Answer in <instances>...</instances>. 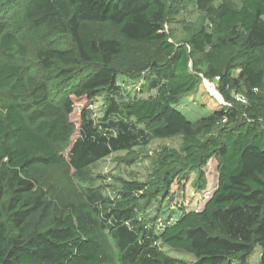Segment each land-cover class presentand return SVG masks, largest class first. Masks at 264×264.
<instances>
[{
  "label": "trees",
  "instance_id": "1",
  "mask_svg": "<svg viewBox=\"0 0 264 264\" xmlns=\"http://www.w3.org/2000/svg\"><path fill=\"white\" fill-rule=\"evenodd\" d=\"M185 1L0 0V53L8 58L0 89L9 99L0 111V264H250L256 248L264 264V0L239 8L191 0L210 27L179 43L167 25ZM86 22L101 34H82ZM60 37L69 43L55 46ZM119 37L159 48L161 56L144 59L149 75L137 74L142 92L155 91L148 97L122 98L119 77L132 76L133 66ZM40 40L50 43L36 53L47 79L17 61ZM202 76L230 104L193 121L180 104ZM53 79L68 90L60 101ZM99 96L102 116L83 111L74 125V98ZM177 136L180 151L164 148L145 181L125 182L114 197L73 181L71 199L39 187L57 167L87 183L88 168L112 153ZM212 159L217 183L204 206L178 203L180 217L157 229L152 206L173 197L174 184L183 194L190 182L206 190ZM161 243L196 260L175 258Z\"/></svg>",
  "mask_w": 264,
  "mask_h": 264
},
{
  "label": "rangeland",
  "instance_id": "2",
  "mask_svg": "<svg viewBox=\"0 0 264 264\" xmlns=\"http://www.w3.org/2000/svg\"><path fill=\"white\" fill-rule=\"evenodd\" d=\"M225 1L234 8H239L244 0H218ZM180 14L175 16L174 20L168 23L167 27L173 34V40L182 42L187 37L197 32L202 26H209L208 21H205L200 17V13L197 11L194 3L191 0H186L180 7ZM82 34L100 35V25L94 22H86L81 27ZM118 37V36H117ZM123 42L126 54L125 60L128 66H133L131 69L132 76H120L119 83L122 87V98L125 101L132 100L136 97H148L152 92H142V85L145 84L143 78L137 77L138 73L143 75H149V70L146 67V57L151 58L161 56L159 48L155 44L148 45L145 49L140 46H132L128 44L124 39L119 37ZM55 46H66L69 42L65 37H60L58 40H54ZM50 43L48 40H40L28 43V53L25 57H19L17 61L22 64L28 73L42 76L46 78L44 72L42 74L41 66L36 59V53L38 50L45 48ZM8 58L0 53V61H5ZM152 59V58H151ZM135 76V77H134ZM47 79V78H46ZM53 87L52 96L55 101H60L67 94L68 90L58 84L55 79L49 81ZM121 99H119L120 101ZM239 101V100H237ZM237 105H242L237 102ZM9 102L6 89H0V111H4V106ZM74 111L70 115L71 121L74 125L79 126L81 114L83 111H88L92 117L98 120L102 116L103 107L105 105V97L99 96L95 100H89L87 98H74ZM239 103V104H238ZM242 103V101H241ZM230 102L226 100L219 90L218 85L214 82H210L207 78L202 76V82L197 91L188 95L182 99L180 109L188 116L189 119L195 121L204 116L209 115L213 110L219 109L222 105H229ZM77 134L74 136L76 138ZM182 137L177 136L174 138L155 139L147 145H138L132 150H120L112 153L111 155L97 161L88 168V182L81 184L78 180H72L69 178V174L60 167L54 168L48 172L46 177L41 181L39 187H42L46 191V196L52 198L55 193L60 191L67 194L73 185L86 188L87 186L97 188L102 191L106 196L114 197L116 192L123 188L125 182L128 181H145L151 174L154 163L159 156L160 152L165 149H176L178 151L182 148ZM68 150L63 154L66 156ZM207 173V188L201 192H198L192 183H187L185 186V194L183 190L178 187L177 184L172 186V191L175 195L171 198L160 199L161 204H154L152 211L154 214L159 213L157 229H160L161 224H164L166 220H175L181 215L178 203H184L188 209H201L204 206L205 201L209 198L216 186L217 168L216 162L212 159L206 167ZM194 177H192L193 179ZM74 179V178H73ZM179 195H178V193ZM71 199L73 194H67ZM181 196V198H179ZM54 200H57L54 197ZM185 201V202H182ZM142 206L144 204H141ZM162 249L169 255L183 260L187 263H192L196 260V256L184 250L174 249L163 243L160 244ZM250 264H261L260 248H256L250 255Z\"/></svg>",
  "mask_w": 264,
  "mask_h": 264
},
{
  "label": "built area",
  "instance_id": "3",
  "mask_svg": "<svg viewBox=\"0 0 264 264\" xmlns=\"http://www.w3.org/2000/svg\"><path fill=\"white\" fill-rule=\"evenodd\" d=\"M236 98L237 100L242 101L244 103L247 102L246 97L243 94H237Z\"/></svg>",
  "mask_w": 264,
  "mask_h": 264
}]
</instances>
